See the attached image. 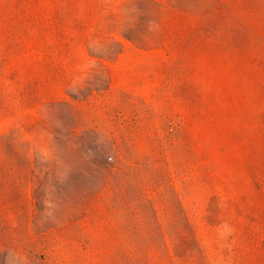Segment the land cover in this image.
Listing matches in <instances>:
<instances>
[{
    "label": "rangeland",
    "instance_id": "rangeland-1",
    "mask_svg": "<svg viewBox=\"0 0 264 264\" xmlns=\"http://www.w3.org/2000/svg\"><path fill=\"white\" fill-rule=\"evenodd\" d=\"M0 264H264V0H0Z\"/></svg>",
    "mask_w": 264,
    "mask_h": 264
},
{
    "label": "built area",
    "instance_id": "built-area-1",
    "mask_svg": "<svg viewBox=\"0 0 264 264\" xmlns=\"http://www.w3.org/2000/svg\"><path fill=\"white\" fill-rule=\"evenodd\" d=\"M113 158V157H112Z\"/></svg>",
    "mask_w": 264,
    "mask_h": 264
}]
</instances>
